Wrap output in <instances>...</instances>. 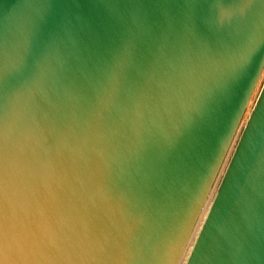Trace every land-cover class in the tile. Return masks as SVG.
Segmentation results:
<instances>
[{"label":"water","instance_id":"1","mask_svg":"<svg viewBox=\"0 0 264 264\" xmlns=\"http://www.w3.org/2000/svg\"><path fill=\"white\" fill-rule=\"evenodd\" d=\"M0 264H264V0H0Z\"/></svg>","mask_w":264,"mask_h":264},{"label":"clouds","instance_id":"2","mask_svg":"<svg viewBox=\"0 0 264 264\" xmlns=\"http://www.w3.org/2000/svg\"><path fill=\"white\" fill-rule=\"evenodd\" d=\"M242 55V53H241ZM160 86L164 90L165 95V103L168 105H184L190 97L187 95L189 90L195 91L199 86L197 81H192L188 84H182L178 81V78L175 75L168 76L166 80L160 81ZM247 112V105H245V109L241 112L239 119L236 121L235 127L233 129V133L231 138L228 141L224 156H229L234 151L235 146L239 143L243 131L247 126V122H245V115ZM223 160L221 162V167L223 165ZM221 168L217 170V174H219ZM214 182V181H213ZM211 189V183L209 185V190ZM195 217L193 218L192 227L195 224ZM191 233V228L187 236L185 237V242L187 241L189 235Z\"/></svg>","mask_w":264,"mask_h":264}]
</instances>
